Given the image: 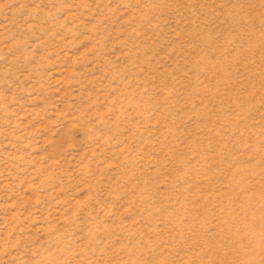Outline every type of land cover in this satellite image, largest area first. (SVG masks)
<instances>
[{
	"label": "rangeland",
	"instance_id": "374dc122",
	"mask_svg": "<svg viewBox=\"0 0 264 264\" xmlns=\"http://www.w3.org/2000/svg\"><path fill=\"white\" fill-rule=\"evenodd\" d=\"M0 264H264V0H0Z\"/></svg>",
	"mask_w": 264,
	"mask_h": 264
}]
</instances>
